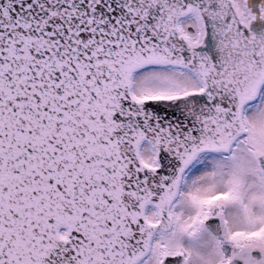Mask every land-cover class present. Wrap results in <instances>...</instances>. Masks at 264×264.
I'll use <instances>...</instances> for the list:
<instances>
[{"label": "snow or ice", "instance_id": "1", "mask_svg": "<svg viewBox=\"0 0 264 264\" xmlns=\"http://www.w3.org/2000/svg\"><path fill=\"white\" fill-rule=\"evenodd\" d=\"M0 264H264V0H0Z\"/></svg>", "mask_w": 264, "mask_h": 264}]
</instances>
